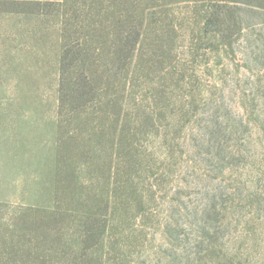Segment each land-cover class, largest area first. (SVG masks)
I'll list each match as a JSON object with an SVG mask.
<instances>
[{"label":"rangeland","instance_id":"obj_1","mask_svg":"<svg viewBox=\"0 0 264 264\" xmlns=\"http://www.w3.org/2000/svg\"><path fill=\"white\" fill-rule=\"evenodd\" d=\"M247 1L0 0V264H264Z\"/></svg>","mask_w":264,"mask_h":264},{"label":"trees","instance_id":"obj_2","mask_svg":"<svg viewBox=\"0 0 264 264\" xmlns=\"http://www.w3.org/2000/svg\"><path fill=\"white\" fill-rule=\"evenodd\" d=\"M247 16L249 17V24L250 27L255 25V21H252L253 18H262V23H258L257 25H261L264 28V0H255V1H247L242 3ZM251 16V17H250ZM264 38V37H263ZM263 52H264V45H263ZM264 85V81H263Z\"/></svg>","mask_w":264,"mask_h":264}]
</instances>
